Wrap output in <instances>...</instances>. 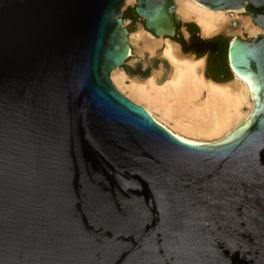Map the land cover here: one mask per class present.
I'll return each mask as SVG.
<instances>
[{"label": "water", "instance_id": "1", "mask_svg": "<svg viewBox=\"0 0 264 264\" xmlns=\"http://www.w3.org/2000/svg\"><path fill=\"white\" fill-rule=\"evenodd\" d=\"M196 1L264 30V0ZM125 4L0 0V264H264V34L227 51L250 118L190 144L112 83L131 51ZM175 8L125 15L172 39Z\"/></svg>", "mask_w": 264, "mask_h": 264}, {"label": "bare ground", "instance_id": "2", "mask_svg": "<svg viewBox=\"0 0 264 264\" xmlns=\"http://www.w3.org/2000/svg\"><path fill=\"white\" fill-rule=\"evenodd\" d=\"M174 2L180 23V17L196 23L205 37L219 33L235 36L243 30L255 38L262 35L263 28L258 27L243 7L218 11L196 0ZM244 12L247 17H239ZM124 25L127 26L125 21ZM145 32L147 35L129 34V44L138 45L142 53L146 50L151 54L163 45L162 57L152 60L146 69L144 63L135 65L134 69L139 67L142 74L128 73L134 77L130 80L121 72L123 66L112 71V83L120 93L143 106L157 122L190 144L219 142L250 118L255 103L249 80L231 73L230 82L214 81L206 75L205 59L185 54L171 38ZM132 56L131 48L129 58Z\"/></svg>", "mask_w": 264, "mask_h": 264}, {"label": "rangeland", "instance_id": "3", "mask_svg": "<svg viewBox=\"0 0 264 264\" xmlns=\"http://www.w3.org/2000/svg\"><path fill=\"white\" fill-rule=\"evenodd\" d=\"M136 5H137V0H127L125 7H123V9H122L123 18H125L124 19L125 20V24L128 27H132V31H131L130 35H132V34H134V35L135 34L136 35H138V34L147 35L146 32H145L146 30H145V25H144V20L143 19L137 17V15H134L135 13L132 14V16H134L135 18H133L131 16L130 17H127L125 15V13L128 10H131L132 12H134V8H135ZM177 15L179 16V14H177ZM239 17H247V13L244 12L243 14H239ZM180 19H181V25H180L179 29L177 30V36L175 38H172V39H175L176 41H178L179 36H181V37L184 36V37H186L188 39L189 34H188L187 30H186V25L188 23H194L192 21H185L181 17H180ZM194 24L198 27L197 32L199 33V35L202 36L205 39H208V38L215 39V38H218V37L223 38V40L225 41V43L227 45V49H228L230 40L233 39L234 37H237L238 36V37H241L242 39H246V40H251L252 38H255L256 37V36L250 35L249 32H247L245 30H243L240 34L235 35V36L234 35H230V34L228 35L227 33H219V34H217L215 36H212V37H205V36H203L201 34V30H200L199 26L196 23H194ZM254 24H255V22H254ZM261 34H263V30H262V33ZM172 41L174 43L178 44V46L180 48H182L179 45V43L175 42L174 40H172ZM132 45L133 44H131V46ZM162 47H163V45H161L159 48H157L156 50H154V52L151 54L150 51H146V50L142 53L140 51V47L138 48V45L136 47H135V45L132 46L131 48L133 50V56L130 57L129 60L127 61V63L121 68V72L127 74V77H128L129 80L130 79H133L134 77L133 76H130L128 74L129 73V69L134 68L135 65L142 64V63L145 64V69H146L148 67V64L152 60H154L155 58H161L162 57V55H161ZM202 59H205V63H206L205 66H207V58L206 57H202ZM232 80H233V76L231 77V79L228 80V82H230Z\"/></svg>", "mask_w": 264, "mask_h": 264}, {"label": "flooded vegetation", "instance_id": "4", "mask_svg": "<svg viewBox=\"0 0 264 264\" xmlns=\"http://www.w3.org/2000/svg\"><path fill=\"white\" fill-rule=\"evenodd\" d=\"M131 17L135 18L134 16ZM186 30L189 34L188 39L184 36H179L178 39L181 47H183V42H185L187 48L191 50L193 54L196 56L202 54L201 58H207L205 72L209 78L219 83L228 82L232 76L228 71L229 66L227 64V53L225 51L226 43L223 38H215V40L211 42H204V40L208 39L203 38L195 31H189L187 27Z\"/></svg>", "mask_w": 264, "mask_h": 264}, {"label": "trees", "instance_id": "5", "mask_svg": "<svg viewBox=\"0 0 264 264\" xmlns=\"http://www.w3.org/2000/svg\"><path fill=\"white\" fill-rule=\"evenodd\" d=\"M124 19H125V18H124ZM186 27L189 29V31H195V32H197V30H198V27H197L194 23H188V24L186 25ZM197 33H198V32H197ZM219 38H221V37H218V39H219ZM172 40H174L175 42L179 43V41H176L175 39H172ZM213 40H215V39L204 40V42H211V41H213ZM179 44H180V43H179ZM184 44H185V42H183V47H182L183 52H184V53H192V51L189 50V49L187 48L186 44H185V45H184ZM225 51H226V53H227V51H228V49H227V45H226ZM201 55H202V54H198L197 57L200 58ZM227 64H228V61H227Z\"/></svg>", "mask_w": 264, "mask_h": 264}]
</instances>
